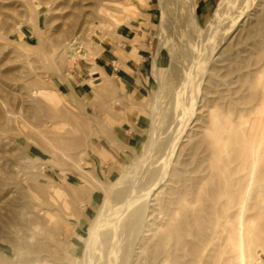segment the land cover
<instances>
[{
    "label": "bare ground",
    "instance_id": "6f19581e",
    "mask_svg": "<svg viewBox=\"0 0 264 264\" xmlns=\"http://www.w3.org/2000/svg\"><path fill=\"white\" fill-rule=\"evenodd\" d=\"M158 1L162 37L151 71L156 86L151 90L144 147L110 185L95 170L83 168L76 173L93 191L87 189L80 200H68L70 174L55 194L44 192L47 197L38 205L51 214L49 207L59 205L65 212L73 202L86 206L95 204L97 195L102 198L91 221L84 220L81 212L76 214L75 224L88 223L73 251L76 264H247L245 257L249 261L253 255L252 241L261 239L264 244V235H258L259 230L264 234L258 224V211L264 209V0H218L204 27L197 0ZM122 6L111 0L106 8L114 25L127 23ZM6 8L0 0V38H4L2 30L15 34ZM35 11V41L23 43L40 52L43 22ZM96 40L90 37L85 44L101 41ZM136 40L134 49L141 52L143 33ZM63 43V50L54 53L61 67L44 65L56 74L59 84L70 86L64 73H73L71 65L80 62V51L75 50L73 39ZM95 52L92 48L91 53ZM161 54L169 57L163 80ZM96 55L98 59L90 58L91 64L78 79L85 75L94 80V74L107 73L116 62L111 54ZM26 63L17 67L21 75L27 72ZM119 78L120 82L125 79ZM76 90L70 96L74 100L82 91ZM30 96L61 98L57 89L47 87L34 88ZM11 106L0 88V114L9 118ZM71 142L48 151L56 163L67 166L74 161L81 168L83 159L65 151ZM92 147L106 158L104 147L96 141ZM35 222L28 225L23 219V227L13 231L11 248L0 251V264H74L66 254L71 241L59 252L52 249L44 244L43 233L46 239L51 237L53 227L47 230L40 219ZM60 227L71 238L76 234V227L72 233ZM57 252L56 261H51L49 257Z\"/></svg>",
    "mask_w": 264,
    "mask_h": 264
},
{
    "label": "rangeland",
    "instance_id": "374dc122",
    "mask_svg": "<svg viewBox=\"0 0 264 264\" xmlns=\"http://www.w3.org/2000/svg\"><path fill=\"white\" fill-rule=\"evenodd\" d=\"M48 1L3 0L7 14L13 19L15 34L2 30L4 38H0V63L3 62L4 75L0 74V88L12 105L9 118L0 114V247H4L0 251L11 248L15 241L13 231L23 227V219L28 225L40 219L47 230L53 227L51 237L46 239L43 233L44 244L59 252L71 241V251L66 254L71 255L76 264L73 251L88 227L87 222L83 227L75 224L76 214L81 212L84 220L91 221L98 214L102 198L97 195L95 204L86 206L73 202L65 212L57 208L59 205L49 207L51 214H46L45 207L38 203L47 197L44 192L55 194L70 174H73L72 178L66 184L68 200H80L87 194V189L93 191L91 184L76 173L83 168L85 172L95 170L98 177L110 185L120 177L135 153L144 147L146 124L151 117V90L156 86L151 71L159 37H162L158 34L162 10L158 0H114L118 5L123 4L127 20L126 25L119 26L114 25L106 13L111 0ZM197 1L200 25L204 27L210 18V9L218 0ZM35 10L41 14L43 22V50L40 52L24 44L35 41ZM139 33L144 35L141 52L134 49ZM90 37L101 41H91L87 46L85 41ZM65 39H73L75 50L80 51V62L71 65L73 73H64L70 86L59 84L56 74L44 65L55 69L61 67L54 53L63 50ZM92 48L114 57L116 62L107 72L112 78L107 77L105 71L94 74V80L85 79V75L78 79L77 75L91 64L89 59H98L96 52L91 53ZM159 60L163 80L168 54L164 57L161 54ZM25 62L27 72L21 75L17 67ZM120 76L125 77L123 82H120ZM44 81L49 84L44 85ZM93 81L94 86L91 85ZM45 87L57 89L60 100L30 96L34 88ZM76 88L82 91L80 98L74 100L70 96ZM89 114L97 119L93 120ZM112 116L121 119L118 122ZM105 121L111 124L112 131L105 127ZM69 139L72 142L67 144L65 151L73 158L83 159L81 168L74 161L68 162L67 166L56 163L48 151L62 149L65 146L62 144ZM95 141L105 148V159L100 151L93 149L92 142ZM258 213L259 229H262L264 209ZM60 225L71 233L76 227V234L71 238L72 235L65 234ZM258 235H264L262 230ZM260 240L252 241L253 255L249 261L245 257L247 264H264V244ZM58 252L49 259L56 261ZM224 258H220V263Z\"/></svg>",
    "mask_w": 264,
    "mask_h": 264
},
{
    "label": "crops",
    "instance_id": "0c3cea01",
    "mask_svg": "<svg viewBox=\"0 0 264 264\" xmlns=\"http://www.w3.org/2000/svg\"><path fill=\"white\" fill-rule=\"evenodd\" d=\"M112 118H113V120H117L118 119V122L120 121V119H121V117H116V116H112ZM122 118H124V117H122ZM125 119V118H124Z\"/></svg>",
    "mask_w": 264,
    "mask_h": 264
}]
</instances>
